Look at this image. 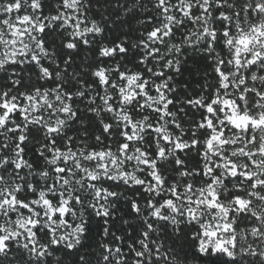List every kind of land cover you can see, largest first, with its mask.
Instances as JSON below:
<instances>
[{
    "label": "snow or ice",
    "instance_id": "obj_1",
    "mask_svg": "<svg viewBox=\"0 0 264 264\" xmlns=\"http://www.w3.org/2000/svg\"><path fill=\"white\" fill-rule=\"evenodd\" d=\"M0 264H264V0H0Z\"/></svg>",
    "mask_w": 264,
    "mask_h": 264
}]
</instances>
